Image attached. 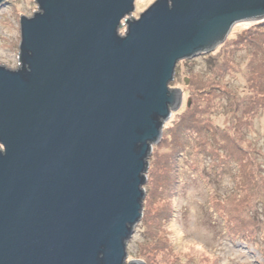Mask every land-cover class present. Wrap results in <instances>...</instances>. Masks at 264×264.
Masks as SVG:
<instances>
[{
  "label": "water",
  "instance_id": "1",
  "mask_svg": "<svg viewBox=\"0 0 264 264\" xmlns=\"http://www.w3.org/2000/svg\"><path fill=\"white\" fill-rule=\"evenodd\" d=\"M35 2L16 68L0 64V264H145L126 247L182 100L176 62L263 19L264 0H154L137 18L134 0Z\"/></svg>",
  "mask_w": 264,
  "mask_h": 264
},
{
  "label": "rangeland",
  "instance_id": "2",
  "mask_svg": "<svg viewBox=\"0 0 264 264\" xmlns=\"http://www.w3.org/2000/svg\"><path fill=\"white\" fill-rule=\"evenodd\" d=\"M153 1L134 0L131 15ZM36 8L0 5V64L16 68L18 15ZM168 86L182 100L151 147L126 260L264 264V20L239 21L213 50L178 60Z\"/></svg>",
  "mask_w": 264,
  "mask_h": 264
},
{
  "label": "trees",
  "instance_id": "3",
  "mask_svg": "<svg viewBox=\"0 0 264 264\" xmlns=\"http://www.w3.org/2000/svg\"><path fill=\"white\" fill-rule=\"evenodd\" d=\"M262 20H264V19H262ZM254 104H256V103H254ZM246 108H248V106L246 107ZM248 110V109H247ZM208 131H209V133L211 134V131H212V128H210V129H208ZM205 134H206V132H204ZM209 140V139H208ZM207 140V141H208ZM256 181V180H255ZM243 221H244V219H242ZM243 224H245V223H243Z\"/></svg>",
  "mask_w": 264,
  "mask_h": 264
}]
</instances>
